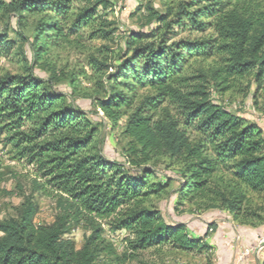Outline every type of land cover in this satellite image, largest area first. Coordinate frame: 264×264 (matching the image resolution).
Instances as JSON below:
<instances>
[{
  "label": "trees",
  "instance_id": "obj_1",
  "mask_svg": "<svg viewBox=\"0 0 264 264\" xmlns=\"http://www.w3.org/2000/svg\"><path fill=\"white\" fill-rule=\"evenodd\" d=\"M75 1L85 5L75 16L78 25L94 23L99 8L111 6L110 0ZM233 1L241 0H190L179 9L180 23L187 17L205 31L209 24L202 18L222 15L218 29L222 47L231 56L228 71L239 77L251 75L263 89L264 20L227 11ZM72 4L73 0H20L10 5L15 13L46 16L39 31L42 46L33 48L34 62L41 58L45 36L67 39L62 22H69ZM198 6L201 8L193 12ZM168 18L157 16L163 26L159 29L171 28ZM149 37L131 35L127 48L133 55L118 69L119 87L111 88L98 103L113 122L128 117L124 134L134 144L130 155L135 159H129V164L137 168L135 172L96 151L93 143L98 131L92 121L75 106L59 103L61 96L42 93L41 80L11 74L0 77V134L14 158L35 170L33 193L51 198L57 210L52 224L37 225L39 206L28 198L19 219L1 222L0 264H100L103 253L115 254L104 237V226L132 235V254L126 258L166 245L203 252L208 248L203 239L189 237L185 224H170L160 211L143 207L149 196L167 186L150 184L155 172L148 164L160 158L183 165L186 185L180 193L191 200L208 196L218 166L229 161L235 162L234 177L246 191L264 192L262 132L254 125L245 126L239 117L214 103L203 82L186 89L170 85V77L182 70L180 49L166 45L163 38L142 42ZM201 47L196 50L204 54L213 49L210 42ZM0 49L6 53L13 49L4 35L0 36ZM131 79L138 84L130 87ZM148 86L158 87L159 94L137 103V87ZM165 100L177 107L181 119L171 115L155 119ZM193 124L217 142L219 157L209 156L201 144L191 141L188 130ZM220 196L223 205L238 216L242 198ZM79 226L90 235L78 250L71 231Z\"/></svg>",
  "mask_w": 264,
  "mask_h": 264
},
{
  "label": "rangeland",
  "instance_id": "obj_2",
  "mask_svg": "<svg viewBox=\"0 0 264 264\" xmlns=\"http://www.w3.org/2000/svg\"><path fill=\"white\" fill-rule=\"evenodd\" d=\"M18 1L0 0V36L4 35L13 44L9 53L0 49V77L6 74L33 76L41 80L42 93L46 91L61 96L59 103L82 110L98 131L93 147L109 160L132 172L137 171L129 164V159L135 158L130 155L134 147L132 139L124 134L128 117L123 116L113 122L98 107L99 101L110 94L111 88L119 87L116 76L120 66L133 55L127 48L133 34L151 35L142 42H159L163 38L166 45H177L176 49H180L183 57L182 70L170 77L169 84L186 89L203 82L214 103L239 117L245 126H256L264 137V88H258L251 75L239 77L228 71L231 56L222 47L224 42L218 29L222 15L202 18L201 21L208 23L209 27L201 31L187 17L180 23L179 9L190 0H110L108 9L99 8L94 23L78 25L75 16L85 5L73 0L69 22H62L67 39L55 38L51 34L45 36L41 58L34 62L33 48L42 46L39 31L46 16L15 13L10 5ZM198 7L192 11L201 8ZM227 11L264 20V0L233 1ZM159 15L169 17L170 29H159L162 26L156 20ZM205 42L213 46L211 53L196 50ZM128 82L130 87L138 84L134 79ZM136 91L137 103L159 94L158 87H137ZM165 101L156 110L155 119L167 115L181 119L177 107L169 100ZM188 136L192 142L201 144L209 156H220L217 142L201 133L197 124L190 127ZM14 157L11 147L6 146L5 137L0 134V223L19 219L24 203L33 198L39 206L36 224H52L57 215L55 202L33 193L35 170ZM234 164V161L220 164L210 183L208 196L194 200L180 193L186 185L183 165L168 158L148 164L155 172L150 184L167 186L149 196L143 207L160 211L170 224H185L189 237L203 239L208 247L203 252H184L166 245L139 252L136 258H126L132 254L129 246L132 235L126 231L114 232L104 226V237L113 246L115 254L103 253L99 263L258 264L259 260L261 264L264 261V192L246 191L234 177ZM221 194L229 199L242 198L238 216L223 205ZM89 235L84 226L71 231L78 250Z\"/></svg>",
  "mask_w": 264,
  "mask_h": 264
},
{
  "label": "crops",
  "instance_id": "obj_3",
  "mask_svg": "<svg viewBox=\"0 0 264 264\" xmlns=\"http://www.w3.org/2000/svg\"><path fill=\"white\" fill-rule=\"evenodd\" d=\"M257 263L259 264V263H260V261L258 260V261H257Z\"/></svg>",
  "mask_w": 264,
  "mask_h": 264
}]
</instances>
